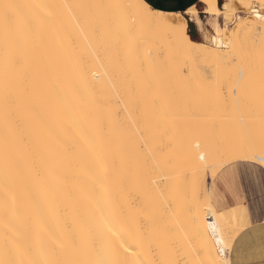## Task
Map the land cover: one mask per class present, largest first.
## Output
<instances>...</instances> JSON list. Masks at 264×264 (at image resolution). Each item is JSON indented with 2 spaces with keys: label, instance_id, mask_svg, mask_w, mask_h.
Returning <instances> with one entry per match:
<instances>
[{
  "label": "bare ground",
  "instance_id": "1",
  "mask_svg": "<svg viewBox=\"0 0 264 264\" xmlns=\"http://www.w3.org/2000/svg\"><path fill=\"white\" fill-rule=\"evenodd\" d=\"M236 18L0 0V264H264V11Z\"/></svg>",
  "mask_w": 264,
  "mask_h": 264
},
{
  "label": "rangeland",
  "instance_id": "2",
  "mask_svg": "<svg viewBox=\"0 0 264 264\" xmlns=\"http://www.w3.org/2000/svg\"><path fill=\"white\" fill-rule=\"evenodd\" d=\"M220 3L223 4L224 0H220ZM202 6L203 5L200 4L199 7H202ZM255 8H259L262 11H264V0H239V1L236 0L235 4L230 9V13L228 12L230 15L229 19H228V17H225L224 12H220L217 15L210 14L209 15V22H210L211 26L205 28V37L203 38V40H207L208 42L210 41L212 36H209V35H212L211 33L216 31L215 30L216 24H219L220 26H224V27L226 26L225 30L227 32L234 31L233 29H235L236 26H238V25H236V23L238 21V19L236 18V15L237 14L243 15V17H244L243 19L248 21L250 18L253 17V10ZM156 9H158V8H156ZM184 14L189 20L190 18L188 16V14L187 13H184ZM198 14H199V10L197 12V15L194 16L197 19H198ZM201 22H202V19H201L200 23ZM221 31H222V33L226 32V31H223V29ZM235 31H237V28L235 29ZM224 48H226L227 50L231 49L232 43L230 42L229 45L225 46ZM186 67H188V65ZM142 90H144L143 92L149 94V92H147V90H149V88H143ZM144 95H146V94H144Z\"/></svg>",
  "mask_w": 264,
  "mask_h": 264
},
{
  "label": "crops",
  "instance_id": "3",
  "mask_svg": "<svg viewBox=\"0 0 264 264\" xmlns=\"http://www.w3.org/2000/svg\"><path fill=\"white\" fill-rule=\"evenodd\" d=\"M148 2L152 7L167 10V11H179L183 13H187V11L192 8L196 7L199 10L198 19L194 17L197 15V12L193 15L188 14L190 20L193 21V30L198 36V39L203 40L205 37V28L211 26L209 22V15L213 13H208L205 11V4L202 0H145ZM202 4V7H199ZM219 4L220 0H219ZM200 16V17H199ZM202 22L200 23L201 19ZM211 21V20H210ZM190 28V25L189 27Z\"/></svg>",
  "mask_w": 264,
  "mask_h": 264
},
{
  "label": "trees",
  "instance_id": "4",
  "mask_svg": "<svg viewBox=\"0 0 264 264\" xmlns=\"http://www.w3.org/2000/svg\"><path fill=\"white\" fill-rule=\"evenodd\" d=\"M189 25H190V28L188 29L189 30V33L191 34V36L195 39H198V36L196 35V33L194 32L193 30V21L189 19Z\"/></svg>",
  "mask_w": 264,
  "mask_h": 264
},
{
  "label": "snow or ice",
  "instance_id": "5",
  "mask_svg": "<svg viewBox=\"0 0 264 264\" xmlns=\"http://www.w3.org/2000/svg\"><path fill=\"white\" fill-rule=\"evenodd\" d=\"M189 11H191V9H189Z\"/></svg>",
  "mask_w": 264,
  "mask_h": 264
}]
</instances>
